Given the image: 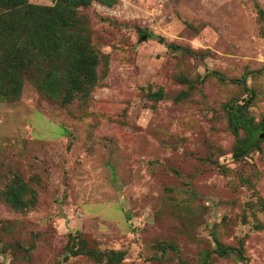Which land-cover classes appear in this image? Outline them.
Returning <instances> with one entry per match:
<instances>
[{
	"label": "rangeland",
	"instance_id": "obj_1",
	"mask_svg": "<svg viewBox=\"0 0 264 264\" xmlns=\"http://www.w3.org/2000/svg\"><path fill=\"white\" fill-rule=\"evenodd\" d=\"M33 14L0 9V264H264V139L237 157L228 120L264 132V0ZM80 48L94 80L66 102Z\"/></svg>",
	"mask_w": 264,
	"mask_h": 264
},
{
	"label": "trees",
	"instance_id": "obj_2",
	"mask_svg": "<svg viewBox=\"0 0 264 264\" xmlns=\"http://www.w3.org/2000/svg\"><path fill=\"white\" fill-rule=\"evenodd\" d=\"M28 0H0V9L8 12H14L16 15L22 13L21 17H24L25 22H28L32 16H35L34 12H40L42 15L49 16V19L43 21L38 26L45 27L47 31L54 28H60L63 31L65 28L70 27V23L78 22L77 8L86 7L91 3V0H58V7L56 9H45L27 4ZM64 11V12H62ZM52 18V19H51ZM60 31V32H61ZM48 39V38H47ZM46 39V40H47ZM162 42V39H160ZM170 49H174L170 47ZM95 60L87 54L83 48H80V55L73 61L67 75V83L64 89L63 98L66 102L80 92L88 83L94 80L95 75ZM0 95L4 100L13 101L16 99L19 91L15 89V85L8 89H2L0 86ZM37 87L48 94H50V88L48 80L44 79L37 84ZM241 106H233L228 113V120L231 128L235 130L237 127L243 128L248 136L243 142L240 149L237 151L236 156L239 157L245 151L256 147L259 143L258 128L252 127L250 122L245 119L241 112ZM216 253L219 256H226V249H217Z\"/></svg>",
	"mask_w": 264,
	"mask_h": 264
},
{
	"label": "water",
	"instance_id": "obj_3",
	"mask_svg": "<svg viewBox=\"0 0 264 264\" xmlns=\"http://www.w3.org/2000/svg\"><path fill=\"white\" fill-rule=\"evenodd\" d=\"M259 139H264V132L259 135Z\"/></svg>",
	"mask_w": 264,
	"mask_h": 264
}]
</instances>
